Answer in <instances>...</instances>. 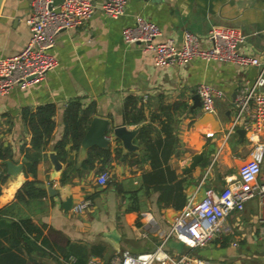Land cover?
<instances>
[{"label":"crops","instance_id":"1","mask_svg":"<svg viewBox=\"0 0 264 264\" xmlns=\"http://www.w3.org/2000/svg\"><path fill=\"white\" fill-rule=\"evenodd\" d=\"M30 2L1 1L0 58L15 55L28 42ZM93 4L95 10L88 20L55 36L51 49L57 61L54 70L36 84L13 88L0 96V145L10 147L12 159L7 162L19 167L10 172L7 162L0 163V177H5L0 184V210L17 204L12 218L31 219L49 243L43 246L40 239L27 235L31 243L35 241L36 249L33 243L27 248L26 243L20 242L19 250H13L17 255L13 258L22 259L23 264H74L75 257L66 258L70 245L84 249L87 260L93 257L105 264H116L123 251L153 252L189 198L202 199L204 187L222 190L250 161L251 133L244 131L241 137L237 131L229 135L227 131L235 93L245 80L255 78L258 68L200 59L160 68L154 65L151 52H144L139 45L125 44L121 32L133 23L135 16H141L160 28L161 40H171L180 46L186 31L206 44L211 28L234 27L246 36L239 46L241 53L263 60L264 0H127L125 13L116 19L102 12L101 0H93ZM199 84H208L222 93L214 99V111L210 113L215 126L202 121L206 113L200 106L194 107L193 97ZM127 96L138 100L143 114L141 123L129 124L123 118ZM73 102L83 108L91 107V119L98 117L108 122L104 135L109 142L103 148H109L111 156L103 169L109 173L110 186L96 183L101 166L98 162L93 169L70 174L66 181H61L67 163L81 168L91 149L81 156L80 147L72 150L68 142L64 146V160L59 159L54 149L64 134V112ZM46 105L55 108L54 127L40 152L35 176L25 175L21 149L30 147L31 134L24 113H35ZM173 106L179 108L170 112V118L165 110H160ZM165 120H170L171 143L161 127ZM145 124L151 126V140L159 138L162 144L166 141L171 152L160 167L165 174L164 184L175 188L164 197L156 183L143 182V175L153 171L148 161L141 160L144 151L138 136ZM118 126L136 130L131 140L133 150L124 148L113 135ZM257 137L264 141V132L257 133ZM117 153L125 156V160ZM51 154L60 164L58 169ZM197 156L198 162L191 169ZM31 180L45 189L47 196L27 204L18 203L16 192ZM258 183H263L261 178ZM116 186L128 194L117 193ZM129 193L134 194L133 199ZM177 200H183L181 208ZM82 201H90L92 205L75 211L74 206ZM263 224L264 192L245 202L241 212L227 216L219 236L206 246L183 247L181 253L164 246V252L173 258L189 255L205 264H264Z\"/></svg>","mask_w":264,"mask_h":264},{"label":"built area","instance_id":"2","mask_svg":"<svg viewBox=\"0 0 264 264\" xmlns=\"http://www.w3.org/2000/svg\"><path fill=\"white\" fill-rule=\"evenodd\" d=\"M127 0H101L102 12L111 19L125 13ZM95 10L93 0H31L28 26L30 38L21 50L13 56L0 58V96L13 88H27L44 79L54 70L57 61L51 53L55 36L64 30L80 26ZM127 45H139L144 52L153 54L154 65L164 68L170 65H185L193 59L205 62L232 63L241 67H257L255 78L245 80L231 102L233 115L227 135L237 129L250 132V161L238 170L236 178L228 181L220 191L207 189L204 198H189L170 228L163 233L158 248L149 253L131 254L123 251L116 264H205L202 260L182 255L173 258L164 252L168 239L179 241L183 247L202 248L217 238L227 216L241 212L245 202L264 192V141L257 133L264 132V59L241 53L239 46L245 34L234 27H213L206 37V44L190 32H184L180 46L171 40H161V30L153 22L135 16L131 25L121 32ZM200 107L204 113L214 111L213 101L222 95L221 91L208 84H199L195 89ZM261 178L263 183L259 184ZM109 181L107 170L96 178L99 186ZM90 201H82L74 206L80 211L91 206ZM264 236V224L261 228ZM86 264H105L90 257Z\"/></svg>","mask_w":264,"mask_h":264},{"label":"trees","instance_id":"3","mask_svg":"<svg viewBox=\"0 0 264 264\" xmlns=\"http://www.w3.org/2000/svg\"><path fill=\"white\" fill-rule=\"evenodd\" d=\"M138 100L132 96H127L123 105V118L126 123L138 124L143 121V114L141 113V106L138 104ZM179 106H173L172 108L162 107L160 110H165L166 115L170 118V112H175ZM92 113L91 107L83 108L82 104L78 102H73L65 110L63 116L64 123V134L63 137L55 144L54 149L56 150L59 159L64 160L65 150L64 146L70 142L72 150H78L87 129V125L90 122V116ZM27 119V126L29 133L31 134L30 147L22 148L23 161H22V171L26 174H31L35 176L36 165L40 157L41 150L45 147L50 139L53 127H54V115L55 108L52 105H46L38 108L35 113L26 111L24 113ZM169 121L165 120L161 122V127L166 134V138L171 140L173 137L170 135ZM150 125H143L139 130L138 140L142 145L144 154L142 156V161H148L152 172L147 175H143V182L156 183L157 188L162 193L163 197L165 194H170V192L175 188L172 185L164 184L165 174L161 169V164L165 163L170 155V150L168 149V144L166 141L164 144L161 143L159 138H155L153 141L150 137ZM150 128V129H149ZM119 153V152H118ZM121 160H125V156H120ZM111 156V150L109 148H91L81 162L80 167L76 168L70 162L67 163L61 174V181L64 182L69 178L70 174H81L87 170H91L94 167L95 162L100 163V172L104 171V167L109 164ZM12 159V153L9 146L0 145V163L5 165V162ZM5 181V177H0V184ZM112 185L111 182H107L105 186ZM179 185V183H178ZM104 186V187H105ZM117 193H122L127 195L120 187L116 186ZM1 193V187H0ZM133 199L134 194L129 193ZM47 196L45 189L39 187L37 182L31 180L26 181L18 189L15 194V199L18 203L27 204L28 201L32 199H39ZM175 203V202H174ZM178 208L183 205V200H177ZM17 204L10 205L2 210H0V264H23V260L20 258H13L17 256L13 253V250H19L18 245L20 242L26 243V247L29 248L30 245H34L35 241L30 242L27 235L33 236L34 240L40 239V244L43 246H49L48 240L42 235V229L35 225L31 219L28 217L13 219V208ZM6 215L11 216V218L5 217ZM7 245H4V243ZM77 248V249H76ZM36 249V248H35ZM84 249H79L73 245H70L68 249V257H75L74 264H86L87 255Z\"/></svg>","mask_w":264,"mask_h":264},{"label":"water","instance_id":"4","mask_svg":"<svg viewBox=\"0 0 264 264\" xmlns=\"http://www.w3.org/2000/svg\"><path fill=\"white\" fill-rule=\"evenodd\" d=\"M1 1L2 0H0V5H1ZM193 100H194V107L200 106L198 95H195L193 97ZM202 121H209L212 123V125L214 126L216 125L213 115L210 113L204 114L202 117ZM107 129H108V122L106 120L100 119L98 117L92 118L87 126V129L80 144V150H79L80 155L84 156L86 151L92 147H98V148L106 147L109 142L108 138H106V136L104 135ZM112 132L113 135L122 142L124 148H126L127 150L134 149V146H132L131 144V140L135 136L136 130L129 131L126 130L124 126H118L115 127ZM237 133L241 137L244 136L243 129H237ZM198 157L199 156L195 157L193 162L191 163V169L194 168V166L197 164L198 161L196 160ZM50 158L53 161L54 167L58 169L60 167V164L58 163L55 156L51 154ZM6 165L10 172H15L19 170L18 166H15L10 162H7ZM206 190H207L206 187L202 188V198H204ZM165 246L175 250L177 253H181L183 249V244L181 242L172 239H168L165 242Z\"/></svg>","mask_w":264,"mask_h":264}]
</instances>
